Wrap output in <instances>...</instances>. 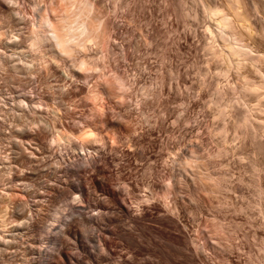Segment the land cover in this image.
Instances as JSON below:
<instances>
[{"label":"rangeland","instance_id":"obj_1","mask_svg":"<svg viewBox=\"0 0 264 264\" xmlns=\"http://www.w3.org/2000/svg\"><path fill=\"white\" fill-rule=\"evenodd\" d=\"M166 2L106 0L101 5L102 19L111 16L141 37L151 35L148 51L138 52L136 58L146 65V85H154L152 99L143 93L141 65H135L128 48L121 59L103 56L99 47L89 48L83 56L90 61L96 55L97 70L78 72V66L72 64L77 62L71 58L67 64H57L63 78L36 76L27 86L11 79V72L0 71V87L8 108L18 101L17 94H24L42 107L44 116L49 113L62 119L53 123L57 133L64 130L66 121L82 126L98 124L104 136L110 133L117 138L114 144L106 138L103 144L95 145L96 149L87 148V155L70 145L54 154L62 159L63 177L83 185L84 202L76 204L83 207H67L71 198L66 196L59 203H50L46 222L38 223L30 235L23 237L41 253L32 260L30 255L26 259L8 255L0 259V264L5 260L14 264H264V150L246 139L227 146L225 153L229 152L225 154L212 139L209 125L214 111L205 109L208 90L200 99H186L177 80L168 76L170 65L176 75L178 63L190 60L194 51L200 50L193 46L185 20L176 17L172 5ZM192 70L187 69L188 82ZM70 71L72 78L68 77ZM58 86L71 92L84 90L76 98L65 99L70 110L67 116L54 101H41L38 95L41 90L54 95ZM94 86L103 93L104 112L93 111L87 98V90ZM197 86L188 84L191 91ZM247 102L255 105V97L250 95ZM183 103L184 115L175 121ZM0 117L6 119L0 134L4 151L12 129L8 114L2 112ZM26 117L36 119L33 112ZM37 131L36 138L22 140L43 144L47 135ZM19 198L33 199L24 195ZM9 224L7 227L11 221ZM50 224L56 229L50 230Z\"/></svg>","mask_w":264,"mask_h":264},{"label":"bare ground","instance_id":"obj_2","mask_svg":"<svg viewBox=\"0 0 264 264\" xmlns=\"http://www.w3.org/2000/svg\"><path fill=\"white\" fill-rule=\"evenodd\" d=\"M103 1L106 0H0V36L5 35L4 39H0V71L11 72V79L27 86L35 82L36 76L41 78L51 74L58 79L63 78L64 72L59 71L57 64H67L71 58L77 62L72 64L78 66V72L97 70L99 60L96 55L90 61V58L83 56L85 51L94 47L101 48L99 51L103 49L105 57L107 54L112 55V59L118 56L121 59L122 53L128 48L135 65H141L136 54L148 51L151 35L141 37L135 29L108 14V17L104 15L103 20L100 16ZM165 1L172 5L176 17L181 16L185 20L184 27L190 32L191 42L193 46L199 47L196 50H200V53L194 51L190 60L178 61L176 75L170 65L168 76L177 80L186 99H200L208 90L205 109L214 111L211 114L213 121L209 125L212 139L218 143L217 147H222L224 153L233 142L242 143L246 139L258 150H264V0ZM100 39H103V47ZM189 67L193 70L188 82ZM145 69L146 65H141L139 69L145 79L142 89L144 95L150 94L148 99H152L154 85H146L148 79ZM69 76L72 78L74 74L70 71ZM194 83H198V86L193 92L188 84ZM96 86L87 90V98L93 111L104 112V96L98 89L100 87ZM54 89L53 93L57 97L41 90L38 91L39 98L41 101H54L57 107L65 111V115L70 111L65 99L84 94L81 88L72 92L66 91L64 86ZM250 95L255 97V105L247 102ZM20 96H15L17 102L12 99L16 106L8 108V100L0 87V115L2 112L8 114L12 129L9 146L4 151L0 148V178L5 182L0 180V188L3 187L0 189V259L8 255H20V258L26 259L30 255L29 259L32 260L41 252L29 242L31 240L23 237L30 235L38 223L46 222L49 204L66 196L71 198L68 199L67 207L82 208L76 204L83 203V195H86L83 185L81 187L63 177L62 159L56 158L54 154L60 153L63 146L70 145L79 153L87 155V148L96 149L95 145L103 144L106 138L114 144L117 138L110 133L104 136L98 124L82 126V123L66 121L62 123L64 130L57 133L53 123L56 120L61 122L62 119L51 117L49 113L44 116L40 111L42 107L36 105L33 98L24 94ZM129 101L132 103V100ZM182 105L175 121L184 115L186 106L184 103ZM29 112H33L36 119L30 121L26 117ZM142 117L146 119L144 113ZM4 126L6 119L0 117V134ZM231 129L232 138L229 137ZM37 130L47 135L43 144H26L22 140L36 138ZM88 133L92 134L91 137ZM17 137L22 141L17 140ZM221 152L216 153L218 155ZM24 167L27 169H22ZM259 192L263 194L262 189ZM20 195L33 199H22ZM39 196L42 199H37ZM8 220L12 223L9 227ZM48 226L50 230L57 227L54 224ZM92 243L97 244L95 238ZM5 261L2 263L14 264V261Z\"/></svg>","mask_w":264,"mask_h":264},{"label":"snow or ice","instance_id":"obj_3","mask_svg":"<svg viewBox=\"0 0 264 264\" xmlns=\"http://www.w3.org/2000/svg\"><path fill=\"white\" fill-rule=\"evenodd\" d=\"M87 135H88L89 137H91L92 134H91V133H88Z\"/></svg>","mask_w":264,"mask_h":264}]
</instances>
